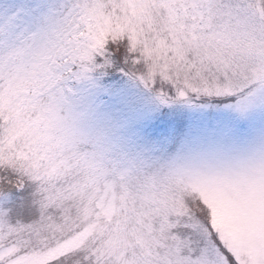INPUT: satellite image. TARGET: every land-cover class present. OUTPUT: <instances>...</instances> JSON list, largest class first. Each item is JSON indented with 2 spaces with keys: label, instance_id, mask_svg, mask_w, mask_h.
I'll return each mask as SVG.
<instances>
[{
  "label": "snow or ice",
  "instance_id": "snow-or-ice-1",
  "mask_svg": "<svg viewBox=\"0 0 264 264\" xmlns=\"http://www.w3.org/2000/svg\"><path fill=\"white\" fill-rule=\"evenodd\" d=\"M0 264H264V0H0Z\"/></svg>",
  "mask_w": 264,
  "mask_h": 264
},
{
  "label": "rangeland",
  "instance_id": "rangeland-1",
  "mask_svg": "<svg viewBox=\"0 0 264 264\" xmlns=\"http://www.w3.org/2000/svg\"><path fill=\"white\" fill-rule=\"evenodd\" d=\"M107 79V77H104L100 80L99 87L102 90L99 92L88 84L79 86V96L85 105H93L101 109L106 108V106L109 105V93L107 91L108 85L104 82ZM115 107H117L118 110V106Z\"/></svg>",
  "mask_w": 264,
  "mask_h": 264
}]
</instances>
